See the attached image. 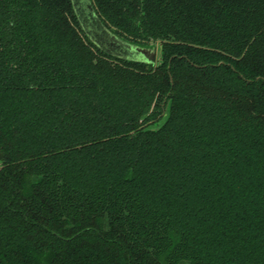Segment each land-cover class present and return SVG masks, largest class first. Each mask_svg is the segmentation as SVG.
I'll list each match as a JSON object with an SVG mask.
<instances>
[{
	"label": "trees",
	"instance_id": "16d2710c",
	"mask_svg": "<svg viewBox=\"0 0 264 264\" xmlns=\"http://www.w3.org/2000/svg\"><path fill=\"white\" fill-rule=\"evenodd\" d=\"M0 0V264H264V0Z\"/></svg>",
	"mask_w": 264,
	"mask_h": 264
},
{
	"label": "water",
	"instance_id": "95a60500",
	"mask_svg": "<svg viewBox=\"0 0 264 264\" xmlns=\"http://www.w3.org/2000/svg\"><path fill=\"white\" fill-rule=\"evenodd\" d=\"M89 10H92L91 4H87ZM110 34V40H112L116 45L120 46L125 54H117L122 58L133 60L136 62H142L147 64H156L157 61L160 60V49L159 46L152 45L150 47H141L131 43H128L112 33ZM158 48V49H157ZM158 50V52H156ZM158 53V57L156 59V54ZM1 167V166H0Z\"/></svg>",
	"mask_w": 264,
	"mask_h": 264
},
{
	"label": "flooded vegetation",
	"instance_id": "af4514ba",
	"mask_svg": "<svg viewBox=\"0 0 264 264\" xmlns=\"http://www.w3.org/2000/svg\"><path fill=\"white\" fill-rule=\"evenodd\" d=\"M83 8H84L85 15L82 16L78 12V9L75 7V9L78 12L79 17L81 19L82 26L87 31V33L90 35V37L96 43L101 45L106 51H108L114 55H117L118 53L119 54H125V51H123V49L120 46L116 45L112 40H110L111 39L110 34H107L106 32L104 33L103 30H102V32L98 31L95 27L94 28L90 27V26H92V21L96 20L95 15L93 14L92 10H89L87 5L84 4ZM90 31L92 32L91 34H90Z\"/></svg>",
	"mask_w": 264,
	"mask_h": 264
},
{
	"label": "rangeland",
	"instance_id": "374dc122",
	"mask_svg": "<svg viewBox=\"0 0 264 264\" xmlns=\"http://www.w3.org/2000/svg\"><path fill=\"white\" fill-rule=\"evenodd\" d=\"M74 2H75V7L78 9V12L80 13V15H82V16L85 15L83 6H84V4L85 5L89 4L90 1L89 0H74ZM90 27L91 28L95 27L98 31H101V32H102V30L104 31V27L98 23L97 19L92 21V26H90ZM105 32L106 31H104V33ZM91 33L92 32L90 31V34ZM106 33L108 34V32H106ZM156 46H158V45L156 44ZM156 52H158V50ZM157 57H158V53L156 54V59H157Z\"/></svg>",
	"mask_w": 264,
	"mask_h": 264
}]
</instances>
